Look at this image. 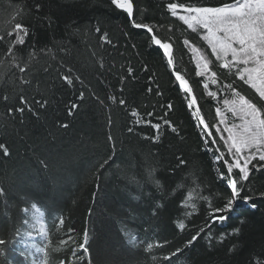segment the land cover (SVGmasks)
Returning <instances> with one entry per match:
<instances>
[{"label": "trees", "instance_id": "16d2710c", "mask_svg": "<svg viewBox=\"0 0 264 264\" xmlns=\"http://www.w3.org/2000/svg\"><path fill=\"white\" fill-rule=\"evenodd\" d=\"M131 2L133 19L153 26V34L172 45V66L151 43V34L134 28L111 0H0V238L6 241L0 264H264V168L249 165L241 196L251 201L238 200L223 224H211L207 216L209 205L223 207L230 191L216 172L222 162L212 160L216 148L227 152L215 125L223 127L216 108L224 111L222 101L230 92L220 89L232 83L258 105L264 100L218 67L201 33L191 32L167 8L234 0ZM16 24L28 29L23 45L14 44ZM105 33L111 43L100 39ZM185 39L213 61L217 85L203 87L207 81L196 75ZM128 67L135 79L127 76ZM176 72L188 81L197 106L179 87ZM64 75L73 79L71 86ZM209 91L217 97H209ZM72 103L78 107L68 115ZM20 107L23 113L16 111ZM197 109L211 135L201 131ZM224 114L230 123H240ZM155 123L161 124L159 133ZM157 134L160 139L153 143ZM205 140L213 151L206 150ZM189 191L195 211L183 207ZM33 205L43 213L38 219ZM180 221L183 231L177 228ZM84 233L87 253L79 247ZM148 243L153 248L145 251ZM178 248L170 261L163 259Z\"/></svg>", "mask_w": 264, "mask_h": 264}, {"label": "snow or ice", "instance_id": "6c2138e0", "mask_svg": "<svg viewBox=\"0 0 264 264\" xmlns=\"http://www.w3.org/2000/svg\"><path fill=\"white\" fill-rule=\"evenodd\" d=\"M111 3L118 9H122L127 13V17L131 22L132 26L136 29H142L146 34L150 35L151 43L158 46L159 49L163 50L164 56L168 57L167 63L169 66L173 65V58L171 55L172 45L168 42H162L157 35L153 34V26L147 23H140L133 19V4L131 0H111ZM39 8V5L36 6ZM168 11L173 17H176L187 29H190L193 33H201V40L207 44V47L211 50L210 55L215 57V61L218 62V67L226 69L229 74L235 75L236 80L243 82L248 85L249 88L253 89L256 94L259 95L261 100H264V0H234L232 3L222 2L220 6H204L202 4H185V3H169L167 5ZM15 28L17 32L15 34L14 44L23 45L25 43V37L28 34V29L23 27L21 24H16ZM100 31L99 28L96 29ZM22 33V34H21ZM11 35V33H9ZM3 37H0L2 39ZM105 43H111L108 39L107 33L100 37ZM185 46H188L192 52L193 58L196 62V75L205 78L207 82L204 83L203 87L208 88V84L217 85L219 83L217 72L213 70V61L205 54L204 49L190 44L188 39L183 41ZM11 52V47L9 48ZM17 58L13 55V60ZM0 63H3L0 61ZM103 66V65H101ZM27 64L20 67V72H25ZM147 70V69H145ZM71 71V69H69ZM134 69L132 67L127 68V76H133ZM66 81L67 85L73 84V79L64 75L62 77ZM125 76H121L120 83L123 84ZM175 79L179 81V87L187 94H191L192 89L188 85V81L179 72L175 73ZM27 82V81H25ZM228 90L230 96L225 98L222 103L224 111L221 108H216V115L219 118V124L223 127L215 125L216 132L219 135L221 141H223V148L227 149V152L221 151V148H216L213 154V163H221V167L216 169L217 175L221 181L226 182V187L230 190L227 202L223 207H210L207 216L211 221V224L221 223L229 219L226 213L233 211L234 206L238 200L243 199L245 202L251 201V196H241L246 185L243 183L249 179L252 168L257 171L260 168H264V105H258L253 101L250 95L242 94L241 91H237L232 83H224L223 88L220 91ZM123 91V89H121ZM147 91L151 93L152 88H148ZM160 95L159 92L156 93ZM209 97L216 98L217 92L209 91L207 93ZM84 93L81 92L79 99L83 100ZM6 99V98H5ZM115 102V97H110ZM21 104H27L24 97L20 98ZM41 107L40 101H36ZM44 103H47L45 101ZM126 101L121 99L120 105H124ZM196 101L193 99L191 104H195ZM31 111V105L28 106ZM78 107L77 104L72 103L68 115H72V110ZM163 107V105H162ZM172 105L168 104L167 108L172 109ZM12 110L9 109V112ZM16 111L23 113L24 108H17ZM199 109L196 110L195 115L197 116L201 124H205L203 118L199 116ZM225 112L231 113L233 118L240 121L239 124L234 122L230 123L229 117L225 115ZM132 116H136L137 113L133 111ZM152 115V113H149ZM165 116L167 113L164 114ZM163 119V117H161ZM165 125L171 127L173 133L178 131L176 127L171 125L169 120L163 121ZM61 127L67 128V124H62ZM209 125L205 124L204 128L201 129L206 135H211L207 131ZM152 128L156 129L159 133L161 124H152ZM129 132L132 128L128 129ZM224 133H227L225 136ZM147 138V137H146ZM111 139V137H109ZM152 142L155 143L160 139L159 134L151 138ZM209 141L205 140L204 145L207 151H213L212 148L208 147ZM211 144H217L216 139L211 140ZM4 146L0 144V148ZM4 154L7 155V149H4ZM180 164H184L186 161L177 157ZM256 161V164L252 162ZM221 168H226V172L222 171ZM234 169L239 170L238 175H234ZM261 197H264V192L260 193ZM187 200H184L183 207L192 208L196 210L195 203H189L192 200L193 192L189 191L187 194ZM200 199L207 201V196H201ZM33 210L36 213V219L43 215L40 213L36 206L33 205ZM255 207V205H253ZM185 215H191L190 212ZM63 223V220L60 221ZM243 223V221H241ZM177 228L181 231L184 230L185 224L183 221L177 223ZM203 232L204 229L199 230ZM235 233H239L240 229H233ZM199 233L193 235L190 240L187 241L188 245L193 244L198 239ZM211 238V234H209ZM224 239V234L221 233L220 240ZM135 238H132L129 242L133 243ZM63 243V241H61ZM87 234L83 235V243L79 245L83 252L87 253ZM6 244L3 238H0V246ZM153 248L152 243H148L145 251H150ZM0 250H3L0 248ZM181 249H176L170 255L164 256V260H171L172 256H176ZM3 251H0L2 254ZM76 252L73 251V256ZM81 259V257H80ZM153 259H156L153 257Z\"/></svg>", "mask_w": 264, "mask_h": 264}, {"label": "water", "instance_id": "95a60500", "mask_svg": "<svg viewBox=\"0 0 264 264\" xmlns=\"http://www.w3.org/2000/svg\"><path fill=\"white\" fill-rule=\"evenodd\" d=\"M168 58V57H167ZM174 75H175V73H174ZM179 83V82H178ZM190 95H192V92H191V94ZM193 99V98H192ZM196 105V104H195ZM205 125V124H204Z\"/></svg>", "mask_w": 264, "mask_h": 264}, {"label": "bare ground", "instance_id": "6f19581e", "mask_svg": "<svg viewBox=\"0 0 264 264\" xmlns=\"http://www.w3.org/2000/svg\"><path fill=\"white\" fill-rule=\"evenodd\" d=\"M179 82V81H178ZM183 90V89H182ZM203 125V124H202ZM203 127H204V125H203ZM207 131H208V129H207ZM237 203H238V201H237Z\"/></svg>", "mask_w": 264, "mask_h": 264}, {"label": "rangeland", "instance_id": "374dc122", "mask_svg": "<svg viewBox=\"0 0 264 264\" xmlns=\"http://www.w3.org/2000/svg\"><path fill=\"white\" fill-rule=\"evenodd\" d=\"M196 104V103H195ZM196 106V105H195ZM204 125V124H203ZM205 126V125H204Z\"/></svg>", "mask_w": 264, "mask_h": 264}]
</instances>
